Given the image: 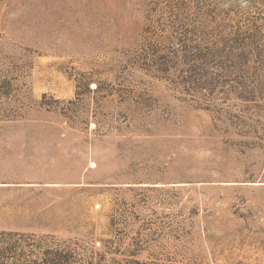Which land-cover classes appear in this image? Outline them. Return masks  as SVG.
Segmentation results:
<instances>
[{
    "label": "rangeland",
    "instance_id": "374dc122",
    "mask_svg": "<svg viewBox=\"0 0 264 264\" xmlns=\"http://www.w3.org/2000/svg\"><path fill=\"white\" fill-rule=\"evenodd\" d=\"M0 232L264 264V0H0Z\"/></svg>",
    "mask_w": 264,
    "mask_h": 264
},
{
    "label": "trees",
    "instance_id": "16d2710c",
    "mask_svg": "<svg viewBox=\"0 0 264 264\" xmlns=\"http://www.w3.org/2000/svg\"><path fill=\"white\" fill-rule=\"evenodd\" d=\"M108 249L110 252L111 248ZM139 249L142 248L139 246L136 251ZM72 256L69 246L49 242L46 237L36 239L28 234L0 232V264H72ZM114 260L117 264H143L138 260Z\"/></svg>",
    "mask_w": 264,
    "mask_h": 264
}]
</instances>
